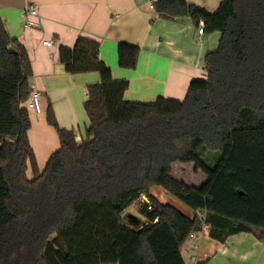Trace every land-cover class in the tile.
<instances>
[{"label": "trees", "instance_id": "1", "mask_svg": "<svg viewBox=\"0 0 264 264\" xmlns=\"http://www.w3.org/2000/svg\"><path fill=\"white\" fill-rule=\"evenodd\" d=\"M154 11L221 33L205 58L207 79L193 81L183 101L128 102L129 82L114 80L98 41L61 47L68 74L96 72L101 82L87 88L81 143L49 109L60 149L42 172L29 139L32 63L0 16V264H187L183 247L204 225L220 243L241 233L264 241V0H224L215 12L158 0ZM140 51L120 44V67L136 69ZM178 165L203 183L176 178ZM156 187L193 215L161 203ZM143 196L152 210L142 203L145 222L136 224L126 211Z\"/></svg>", "mask_w": 264, "mask_h": 264}, {"label": "crops", "instance_id": "2", "mask_svg": "<svg viewBox=\"0 0 264 264\" xmlns=\"http://www.w3.org/2000/svg\"><path fill=\"white\" fill-rule=\"evenodd\" d=\"M185 1L215 12L224 0ZM30 6L36 7L39 17L37 27L26 29ZM0 16L9 36L27 50L33 70L31 86L41 94L42 113L29 111V139L41 172L60 149L58 133L47 121L49 109L59 127L73 131L81 143L90 126L84 107L87 88L101 82L96 72L68 74L60 61L61 47H74L80 37L98 41L100 59L114 80L129 82L125 100L152 104L159 97L183 101L193 81L207 79L205 58L218 49L222 37L220 32L201 34L203 26L197 27L189 17L159 18L150 0H0ZM49 41L52 47L44 45ZM120 44L141 50L136 69L120 67ZM29 176H33L31 170ZM193 244H198L194 251ZM183 256L187 264L205 259L208 264H264V241L241 233L220 243L210 238L206 228L201 242L185 244Z\"/></svg>", "mask_w": 264, "mask_h": 264}, {"label": "rangeland", "instance_id": "3", "mask_svg": "<svg viewBox=\"0 0 264 264\" xmlns=\"http://www.w3.org/2000/svg\"><path fill=\"white\" fill-rule=\"evenodd\" d=\"M202 157L210 164L213 163L214 158H215L212 155L208 154V152H202ZM173 175L176 178L185 181L187 184L195 185V186L201 185L204 181V177L200 173H194L192 166H183V165L174 166ZM151 194L152 196L157 198L161 203L169 204L175 207L176 209L181 211L186 216L193 215V212L190 208H188L185 204H183L181 201H179L174 196L165 192L162 188H159V187L153 188L151 191ZM147 200L151 202L148 197H147ZM142 203H145V202L140 200V202L135 203L131 208H129L126 211V215L128 216L130 214H133L145 222V219L140 214V208L142 206ZM206 228H209V227L204 225L203 230L205 231ZM253 235L257 237V233H253Z\"/></svg>", "mask_w": 264, "mask_h": 264}, {"label": "built area", "instance_id": "4", "mask_svg": "<svg viewBox=\"0 0 264 264\" xmlns=\"http://www.w3.org/2000/svg\"><path fill=\"white\" fill-rule=\"evenodd\" d=\"M158 0H150V8L152 10L155 9V4ZM38 16V11L36 9V7L34 6H30L28 8V10L26 11V16H25V25L24 27L26 29H32L37 27V24L35 22V19H37ZM200 33L203 34L204 33V28L202 27L200 29ZM53 42L49 41V42H45L44 45L47 47H52L53 46ZM28 108L29 110L37 113V114H41L42 113V104H41V94L40 92L36 89V86H32V93H31V97L28 103ZM141 200L145 203H147L149 205V210H152V206L150 204V202L146 199V196H143L141 198ZM204 214V213H202ZM157 222V220H156ZM204 231V230H203ZM203 231L200 233H193L190 235L189 241H195V242H201L202 238H203ZM198 244H193L191 245V249L195 250L197 249Z\"/></svg>", "mask_w": 264, "mask_h": 264}, {"label": "water", "instance_id": "5", "mask_svg": "<svg viewBox=\"0 0 264 264\" xmlns=\"http://www.w3.org/2000/svg\"><path fill=\"white\" fill-rule=\"evenodd\" d=\"M128 218L136 224L140 222V219L133 214L128 215Z\"/></svg>", "mask_w": 264, "mask_h": 264}]
</instances>
